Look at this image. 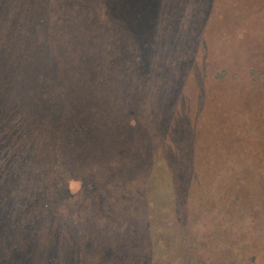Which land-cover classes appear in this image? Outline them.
<instances>
[{
    "label": "rangeland",
    "instance_id": "obj_1",
    "mask_svg": "<svg viewBox=\"0 0 264 264\" xmlns=\"http://www.w3.org/2000/svg\"><path fill=\"white\" fill-rule=\"evenodd\" d=\"M0 264H264V0H0Z\"/></svg>",
    "mask_w": 264,
    "mask_h": 264
},
{
    "label": "trees",
    "instance_id": "obj_2",
    "mask_svg": "<svg viewBox=\"0 0 264 264\" xmlns=\"http://www.w3.org/2000/svg\"><path fill=\"white\" fill-rule=\"evenodd\" d=\"M233 35H235V34H233ZM250 198H252V192L251 191H249V194H247ZM236 197H238V200H244V198L241 196V195H238V196H236ZM249 200V199H248ZM234 218V220L235 221H238L239 220V218H236V217H233ZM243 218V217H242ZM251 218H255V214H254V211H253V213H252V215H251ZM256 219V218H255ZM246 222V226L248 227V222L247 221H245ZM232 224H234V223H232ZM238 239V238H237ZM236 239V240H237ZM237 242L238 243H241L240 241H238L237 240ZM235 243V242H234Z\"/></svg>",
    "mask_w": 264,
    "mask_h": 264
}]
</instances>
